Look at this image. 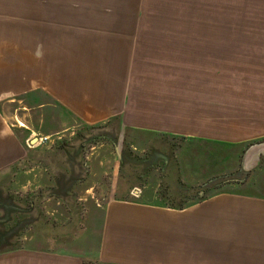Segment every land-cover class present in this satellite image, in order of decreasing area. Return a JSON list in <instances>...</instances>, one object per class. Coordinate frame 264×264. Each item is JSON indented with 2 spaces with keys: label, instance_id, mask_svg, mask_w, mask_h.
<instances>
[{
  "label": "crops",
  "instance_id": "obj_1",
  "mask_svg": "<svg viewBox=\"0 0 264 264\" xmlns=\"http://www.w3.org/2000/svg\"><path fill=\"white\" fill-rule=\"evenodd\" d=\"M207 2L61 0L44 21L32 17L29 66L0 88L14 93L0 103V188L27 195L33 223L29 244L1 252L0 264H82L90 252L103 264H264V178L254 174L264 143L245 153L247 182L184 207L157 203L159 185L128 186L133 168L110 149L160 136L219 147L224 163L225 149L264 139V81L239 60L240 46L264 41L212 35ZM95 130L106 135L85 154ZM67 136L77 149L61 146ZM89 201L87 231L101 227L93 251L41 244L52 239L51 212Z\"/></svg>",
  "mask_w": 264,
  "mask_h": 264
},
{
  "label": "rangeland",
  "instance_id": "obj_2",
  "mask_svg": "<svg viewBox=\"0 0 264 264\" xmlns=\"http://www.w3.org/2000/svg\"><path fill=\"white\" fill-rule=\"evenodd\" d=\"M56 1L60 2L61 0H0V88L9 86V84L13 85V77H9L7 75L8 72L17 66L21 70L28 68L32 17L34 16V19H36V16H38V20L44 21L46 19V5L55 4ZM94 1L83 0L86 4ZM96 1L101 3L104 0ZM207 1L204 19L207 22H213L212 35L230 37L231 42L245 41L251 43L256 42L255 40L257 42L264 41L262 39L264 38V0ZM71 2L76 3L77 0H70ZM201 7L199 5V10L202 9ZM201 15L199 12V20L202 19ZM36 28L34 26V30ZM38 30L39 28L36 29V32ZM205 32L210 35L211 30L199 29L198 35H205ZM240 47H244L245 51H243V56L241 55L242 57L239 60L241 62L244 60L248 66L252 64L251 68L252 72L255 73V78H260L264 81V45L252 44ZM13 95V92H0V103H4ZM11 107H13L12 104ZM104 135L106 133L103 131H93V135H89V137H93L86 139L84 142L82 152L85 154L91 153L90 148L92 147V142H94L91 140L94 137H102ZM110 136L113 138L111 133ZM66 138L62 141L61 146L68 145L70 147L75 145V148H78L73 138L69 139V136ZM142 138H144V141L140 142L139 148L136 150H132L129 143L121 142L120 139L114 140V145L110 149L115 152L114 149L116 148L118 154L122 155L123 163L125 164L123 169H127V166L133 168L134 172L132 171L131 178L127 179L128 186L132 185L140 189L147 184L159 185L157 192L161 198L155 201L172 207L187 206L194 202L203 201L205 198L226 188L227 186L224 187L225 185H229L232 188L234 184L247 182L252 173L244 172L242 169L245 153L250 147L249 144L255 142L264 143V139H260L247 145L245 143L244 146H231L228 150L225 149L227 162L221 163V149L219 147L212 148L198 142L160 136H142ZM121 144H124L123 149ZM29 146L31 145L29 144ZM39 148L41 149V147ZM79 149L81 148L79 147ZM52 159L55 160V157ZM52 159L50 160L52 161ZM113 162L112 158L111 162L104 166L111 168L110 166H112ZM186 165L187 167H185ZM182 167L186 168L187 172L182 173L183 176L180 180L177 169H183ZM212 167L214 170H211ZM219 167H222L227 172L224 171L222 174H217ZM262 167L254 174L260 175L263 179L264 159ZM204 168L209 170L208 173L205 172ZM170 171H172L171 174ZM121 175L123 176L124 174L121 173ZM6 193H8L6 190L0 188V253L23 245L27 246L33 223L30 220L29 212L26 211L31 205V200L25 199L27 195L22 198L18 194L7 195ZM10 195H13V197ZM96 199L97 197H94L95 201ZM94 200H92L93 204ZM101 204L102 207L105 206L103 203ZM90 206H92L90 201L85 203L84 206L71 204V206H68L70 214L68 216L61 212H51L48 216L52 219L51 221L49 220L51 225L47 224V226L51 227L52 239L46 241L42 238L41 244L44 246L47 243L53 248L58 247L59 249L73 248L76 250L90 248L93 251L97 247L101 227L100 222L97 221L96 228L92 231L90 229L87 231V226L90 223L86 221V217ZM68 222L75 225L64 231L56 230L60 228L61 224ZM83 256V261L87 263L95 264L97 260L94 258V252L85 253Z\"/></svg>",
  "mask_w": 264,
  "mask_h": 264
},
{
  "label": "trees",
  "instance_id": "obj_3",
  "mask_svg": "<svg viewBox=\"0 0 264 264\" xmlns=\"http://www.w3.org/2000/svg\"><path fill=\"white\" fill-rule=\"evenodd\" d=\"M255 143H259V142H255ZM255 143H251V144H249V146H251V145H253V144H255ZM180 207H184V205H182V206H180ZM82 264H93V263H87V262H85V261H82ZM95 264H103V263H100L99 260H96V261H95Z\"/></svg>",
  "mask_w": 264,
  "mask_h": 264
},
{
  "label": "water",
  "instance_id": "obj_4",
  "mask_svg": "<svg viewBox=\"0 0 264 264\" xmlns=\"http://www.w3.org/2000/svg\"><path fill=\"white\" fill-rule=\"evenodd\" d=\"M259 144H260V143H259ZM243 171H244V172H247V171H245L244 169H243Z\"/></svg>",
  "mask_w": 264,
  "mask_h": 264
}]
</instances>
